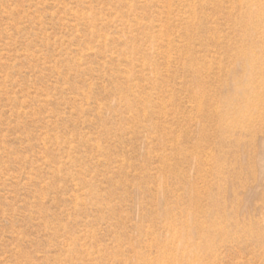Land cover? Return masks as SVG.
<instances>
[{
    "label": "rangeland",
    "instance_id": "rangeland-1",
    "mask_svg": "<svg viewBox=\"0 0 264 264\" xmlns=\"http://www.w3.org/2000/svg\"><path fill=\"white\" fill-rule=\"evenodd\" d=\"M0 264H264V0H0Z\"/></svg>",
    "mask_w": 264,
    "mask_h": 264
}]
</instances>
